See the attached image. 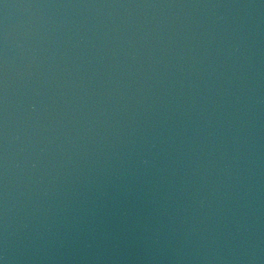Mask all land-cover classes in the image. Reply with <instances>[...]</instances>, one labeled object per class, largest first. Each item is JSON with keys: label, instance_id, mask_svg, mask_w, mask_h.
Wrapping results in <instances>:
<instances>
[{"label": "water", "instance_id": "1", "mask_svg": "<svg viewBox=\"0 0 264 264\" xmlns=\"http://www.w3.org/2000/svg\"><path fill=\"white\" fill-rule=\"evenodd\" d=\"M0 264H264V0H0Z\"/></svg>", "mask_w": 264, "mask_h": 264}]
</instances>
